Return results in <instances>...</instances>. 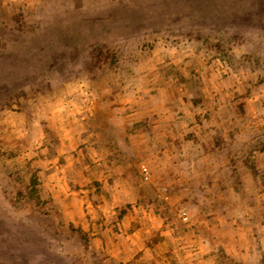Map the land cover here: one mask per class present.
Segmentation results:
<instances>
[{
    "label": "rangeland",
    "instance_id": "1",
    "mask_svg": "<svg viewBox=\"0 0 264 264\" xmlns=\"http://www.w3.org/2000/svg\"><path fill=\"white\" fill-rule=\"evenodd\" d=\"M0 264H264V0H0Z\"/></svg>",
    "mask_w": 264,
    "mask_h": 264
},
{
    "label": "trees",
    "instance_id": "2",
    "mask_svg": "<svg viewBox=\"0 0 264 264\" xmlns=\"http://www.w3.org/2000/svg\"><path fill=\"white\" fill-rule=\"evenodd\" d=\"M247 165L250 168V171H251V173L254 176H257L259 174V170L256 168V166L253 163H250V164H247ZM31 181H32L31 182L32 183V186L30 187L31 188L30 189V195H31V197L36 198V196H37L36 194H38V190L35 187L36 186V183H37V177L34 175L32 177V180Z\"/></svg>",
    "mask_w": 264,
    "mask_h": 264
},
{
    "label": "built area",
    "instance_id": "3",
    "mask_svg": "<svg viewBox=\"0 0 264 264\" xmlns=\"http://www.w3.org/2000/svg\"><path fill=\"white\" fill-rule=\"evenodd\" d=\"M141 173H142L143 178H144L145 180H148V179L150 178L151 173H150V170H149V168H148L147 166L142 165V167H141ZM180 218H181L183 221H187V220H188V215L186 214V212L182 211V212L180 213Z\"/></svg>",
    "mask_w": 264,
    "mask_h": 264
},
{
    "label": "crops",
    "instance_id": "4",
    "mask_svg": "<svg viewBox=\"0 0 264 264\" xmlns=\"http://www.w3.org/2000/svg\"><path fill=\"white\" fill-rule=\"evenodd\" d=\"M185 69H186V68H185ZM185 69H184L183 72H182L183 74L188 73V71H186ZM215 70H216V69H215ZM201 73H202V72H201ZM200 75H201V74H200ZM182 85H183V84H182ZM205 89H206V88L204 87L202 90H205ZM204 120L207 121L206 119H204ZM202 121H203V120L201 119V122H202ZM214 121H215V124L218 123V121L221 122V120H218V118L215 119ZM224 121H225V120H224ZM204 123H205V122H204ZM195 125H197V124H194V125L191 126V127H193L194 129L198 130V131H195V133H199V131H201V130H200V129H197V127H196ZM202 127H203V126H202ZM169 148H170V147H169ZM164 149H165V148H164ZM166 150H168V147H166ZM163 151H164V150L161 148V153H163ZM209 151L214 152V150H212V149H210ZM175 153H176L177 155L181 154L180 151H178V150L175 151L174 154H175ZM184 153H185V152L183 151V154H184ZM99 158H100V157H99ZM99 158H97V160H98ZM222 164H223V163H220V164H218V166H221ZM103 232H105V231H103Z\"/></svg>",
    "mask_w": 264,
    "mask_h": 264
}]
</instances>
